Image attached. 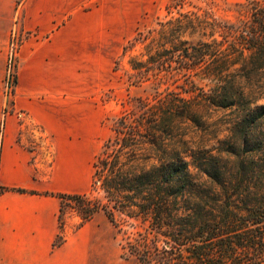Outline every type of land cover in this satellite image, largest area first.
Listing matches in <instances>:
<instances>
[{"label": "trees", "instance_id": "trees-1", "mask_svg": "<svg viewBox=\"0 0 264 264\" xmlns=\"http://www.w3.org/2000/svg\"><path fill=\"white\" fill-rule=\"evenodd\" d=\"M251 21L235 46L246 65L264 69V6L253 9ZM172 49L160 56L179 53L192 68L207 65L215 83L205 95L209 106L239 108L230 140L218 152L174 144L172 123L198 120L187 106L169 105L168 117L167 108H149L136 123L121 117L116 146L107 143L94 163L92 189L105 200L59 194L61 212L74 203L79 227L99 212L115 226L117 215L139 223L122 245L136 264H264V106L253 109L254 99L238 92V78L228 77L227 68L240 64L228 46ZM63 230L61 224L55 246L64 242Z\"/></svg>", "mask_w": 264, "mask_h": 264}, {"label": "crops", "instance_id": "crops-1", "mask_svg": "<svg viewBox=\"0 0 264 264\" xmlns=\"http://www.w3.org/2000/svg\"><path fill=\"white\" fill-rule=\"evenodd\" d=\"M93 2L0 0V264H96L98 253L112 264L106 247L94 245L98 237L85 235L97 232L99 213L77 232L65 225L64 242L55 246L58 195L84 194L76 180L93 165L92 155L82 165L76 160L95 141L76 129V109L112 74L107 46L121 39L113 28L136 27L144 13L145 0ZM16 35V80L8 87Z\"/></svg>", "mask_w": 264, "mask_h": 264}, {"label": "rangeland", "instance_id": "rangeland-1", "mask_svg": "<svg viewBox=\"0 0 264 264\" xmlns=\"http://www.w3.org/2000/svg\"><path fill=\"white\" fill-rule=\"evenodd\" d=\"M15 1L20 3L23 0ZM100 1L94 0L91 5ZM263 6L264 0H145L144 13L136 27L130 24L123 29L114 27L112 35L114 38L120 35L121 39L118 40L120 45L107 46L114 57L112 74L105 78L100 92L92 93L86 102L82 101L79 110L76 109V129L85 139H95L90 143L91 149L86 141L84 151L76 159L82 165L90 155L93 156L90 171L86 174L81 169L76 190L92 200H105L102 191L92 189L94 163L107 143L112 148L116 146L115 129L119 119L127 117L133 123L147 119L144 111L149 108L153 111L167 108L165 116L168 117L169 105L190 107L197 122L185 119L172 123L168 138L183 149L218 152L238 126L239 108L224 110L207 104L205 95L215 86L206 76L207 65L192 68L179 53H171L167 57L160 55L174 47L185 49L201 43L228 46L235 54L233 59L240 61L237 66L227 68L228 77L238 78V92L249 94L254 99L253 109H258L257 106H264V69L252 62L246 65L248 57H239V48L235 45L239 42V33L252 24L253 9ZM132 9L130 7L129 12H133ZM20 41L16 35L10 43L8 87L15 85V53L19 50ZM140 65L143 67L137 69ZM261 65L264 67V63ZM95 218L97 232L91 228L85 235L98 237L94 245L106 247V261L110 257L112 264H136L135 260L127 259L122 245L134 237L139 223L117 215L115 226L103 212ZM80 222L74 203L63 207L60 225H68L77 232L82 227H79ZM100 238H106L107 243L101 242ZM80 244L84 245V239ZM94 261L103 264L104 258L98 253Z\"/></svg>", "mask_w": 264, "mask_h": 264}]
</instances>
